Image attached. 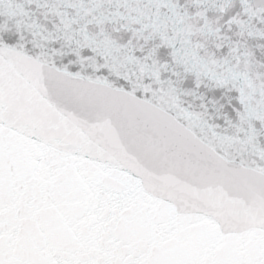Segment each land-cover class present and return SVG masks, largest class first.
I'll use <instances>...</instances> for the list:
<instances>
[{
	"label": "snow or ice",
	"instance_id": "6c2138e0",
	"mask_svg": "<svg viewBox=\"0 0 264 264\" xmlns=\"http://www.w3.org/2000/svg\"><path fill=\"white\" fill-rule=\"evenodd\" d=\"M0 264H264V0H0Z\"/></svg>",
	"mask_w": 264,
	"mask_h": 264
}]
</instances>
